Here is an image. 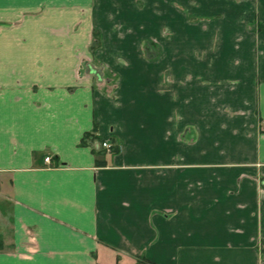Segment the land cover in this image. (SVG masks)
<instances>
[{
    "label": "crops",
    "instance_id": "1",
    "mask_svg": "<svg viewBox=\"0 0 264 264\" xmlns=\"http://www.w3.org/2000/svg\"><path fill=\"white\" fill-rule=\"evenodd\" d=\"M0 244L264 264V0H0Z\"/></svg>",
    "mask_w": 264,
    "mask_h": 264
},
{
    "label": "built area",
    "instance_id": "2",
    "mask_svg": "<svg viewBox=\"0 0 264 264\" xmlns=\"http://www.w3.org/2000/svg\"><path fill=\"white\" fill-rule=\"evenodd\" d=\"M100 146L102 147V148H104V149H107V150H109L110 151V149L112 148V142L110 141V140H104L101 144H100ZM44 160H45V162H50L51 163V156H46L45 158H44Z\"/></svg>",
    "mask_w": 264,
    "mask_h": 264
},
{
    "label": "trees",
    "instance_id": "3",
    "mask_svg": "<svg viewBox=\"0 0 264 264\" xmlns=\"http://www.w3.org/2000/svg\"><path fill=\"white\" fill-rule=\"evenodd\" d=\"M94 35H95V37H96V39H99L98 38V33H94ZM98 41V40H97ZM152 44V43H151ZM99 45V41L97 42V44H96V46H98ZM147 50H149L148 49V47H147ZM87 138H89V135L87 134L85 137H84V139L82 140V144H85L86 143V139ZM101 147V146H100ZM102 148V147H101ZM102 149H104V148H102ZM105 151L107 150V149H104ZM107 151H109V150H107ZM110 151L111 152H117L118 151V146L117 145H115V144H113L112 143V148L110 149Z\"/></svg>",
    "mask_w": 264,
    "mask_h": 264
},
{
    "label": "rangeland",
    "instance_id": "4",
    "mask_svg": "<svg viewBox=\"0 0 264 264\" xmlns=\"http://www.w3.org/2000/svg\"><path fill=\"white\" fill-rule=\"evenodd\" d=\"M148 51H150V50H148ZM91 69H94L95 70V72H98L99 74H103L104 72H105V68H104V66H102L101 64H100V66H98V65H96V64H92L91 65ZM107 71V70H106ZM104 77V76H103ZM0 249H2V247H1V244H0Z\"/></svg>",
    "mask_w": 264,
    "mask_h": 264
}]
</instances>
